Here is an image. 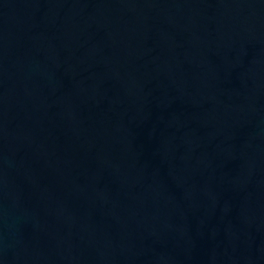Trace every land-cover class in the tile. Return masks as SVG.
<instances>
[{"label":"water","instance_id":"95a60500","mask_svg":"<svg viewBox=\"0 0 264 264\" xmlns=\"http://www.w3.org/2000/svg\"><path fill=\"white\" fill-rule=\"evenodd\" d=\"M0 264H264V0H0Z\"/></svg>","mask_w":264,"mask_h":264}]
</instances>
